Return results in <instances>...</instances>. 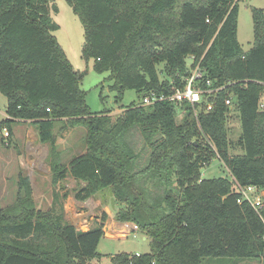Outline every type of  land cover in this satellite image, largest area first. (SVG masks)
<instances>
[{
	"label": "trees",
	"instance_id": "16d2710c",
	"mask_svg": "<svg viewBox=\"0 0 264 264\" xmlns=\"http://www.w3.org/2000/svg\"><path fill=\"white\" fill-rule=\"evenodd\" d=\"M52 1L0 0V90L7 97L0 130L7 127L11 138L16 120H30L48 145L52 183L73 177L76 199L112 188L122 205L116 219L138 224L151 248L118 253L113 264L264 260V208L258 213L248 201L239 202L236 187L264 189V9L253 8V45L244 51L238 39L241 0H67L85 27L82 56L93 60L96 71L110 72L107 80L119 98L125 89L142 98L183 86L190 56L214 87L225 86L204 95L198 106L217 102L198 116L187 102H139L113 120L87 104L79 86L83 73L53 33L59 25ZM229 95L241 119V154L230 152ZM179 110L185 111L180 122ZM57 124L61 132L86 129L84 152L68 163ZM214 158L228 176L203 178L201 169ZM54 196L51 208H38L29 178L21 176L16 201L0 207V264H90L102 258L107 214L82 231L65 218L59 192Z\"/></svg>",
	"mask_w": 264,
	"mask_h": 264
},
{
	"label": "rangeland",
	"instance_id": "374dc122",
	"mask_svg": "<svg viewBox=\"0 0 264 264\" xmlns=\"http://www.w3.org/2000/svg\"><path fill=\"white\" fill-rule=\"evenodd\" d=\"M52 6L51 15L59 25L58 29L53 33L64 48L74 68L83 73L79 86L85 92L87 104L92 112L100 113L105 111L113 120H116L131 103L138 104L140 102L141 93H138L135 89H125L122 98H119L118 92L110 88L113 82L107 80L110 72L108 70L96 71L93 60L91 59L87 62L82 56L85 27L79 16L74 13L67 0H53ZM253 8L264 9V0H241L239 2L238 39L244 51L249 50L253 45ZM187 62L191 64L192 60L187 59ZM163 65L160 64L158 67L161 78L164 75ZM260 102L264 104V92ZM6 108L7 97L0 90V122L6 117ZM184 114L185 111L179 110L177 115L178 122L181 121ZM28 125L30 124L25 120H16L12 125L13 136L11 138L4 136V128L0 130V207L2 208L10 206L16 201L19 180L21 176L28 177V169H31V167L46 169L49 165L46 159L48 153L47 145L39 144V140L36 138V126H34L35 128L32 127V130L28 132ZM59 125L57 124L55 133L59 135L57 139L61 143L63 161L67 163L72 156L79 154L85 149L84 138L86 129L79 126L75 128V131L69 129L63 134L59 130ZM227 125L231 142L230 152L231 154H241L243 151L237 143L242 133V124L236 107L234 115L229 116ZM135 136L140 141L141 146L139 148H141L143 146L141 134L137 132ZM61 137L64 140H61ZM147 152V148L142 150L144 156L147 155ZM201 173L203 178L228 176V171L219 158L212 159L211 163L206 164L201 169ZM109 197L112 198L110 194ZM108 202L111 201L109 200ZM47 205L42 204V206ZM118 209L119 207L117 206ZM98 213L100 215L97 218H100L102 212ZM110 236L103 237L100 242L99 251L102 250V259L98 262L97 259H93L90 264H113V256L122 252L137 254L151 251L148 235L141 229L132 231L124 237L115 235L116 238H110ZM212 264H231V262L224 259ZM236 264H264V260L242 259L238 260Z\"/></svg>",
	"mask_w": 264,
	"mask_h": 264
},
{
	"label": "crops",
	"instance_id": "0c3cea01",
	"mask_svg": "<svg viewBox=\"0 0 264 264\" xmlns=\"http://www.w3.org/2000/svg\"><path fill=\"white\" fill-rule=\"evenodd\" d=\"M25 121L30 124L28 125L27 128V131L30 132L32 130V127H34L35 125H33L32 122H30V120H25ZM75 128L76 127L69 129L71 130L73 129L75 131ZM36 138L37 140H39L38 132ZM60 139L64 140L63 137H61ZM39 144H41L40 141ZM59 144L61 143L59 142ZM82 152H84V150ZM72 158L73 156L69 159V161ZM46 159L48 160V153ZM28 173H29L28 178L33 193V199L36 202L38 208L41 209L51 208L55 199L54 194L57 191L59 192V201L62 202L64 206L65 218L68 221H70L73 225H75L77 229H80L82 231H87L89 228L94 226L95 223L100 221L102 218V216L100 218H97L98 215H100L98 212L101 211L102 212L101 215H103V213L107 214V219L105 221V227H104L105 237H109V235H111L112 237L110 236V238H116L115 235H120V236L122 235L121 231L124 222L119 221L115 217L117 206L120 208L122 205H120V203L116 201L111 187L104 189L95 196L88 198L86 201H81L76 199L74 195L73 190L76 187V180L73 177L68 176L63 181L64 185L56 186L52 183V172L50 165H48V168L46 169H40L39 167H31V169H28ZM64 193H68L67 198H63ZM109 194L112 196V198L109 197ZM109 200L111 202H108ZM43 203L45 205L47 204L48 205L42 206ZM100 252L102 253V250H100ZM95 259H97L98 262L102 258H95Z\"/></svg>",
	"mask_w": 264,
	"mask_h": 264
},
{
	"label": "built area",
	"instance_id": "2783aa9c",
	"mask_svg": "<svg viewBox=\"0 0 264 264\" xmlns=\"http://www.w3.org/2000/svg\"><path fill=\"white\" fill-rule=\"evenodd\" d=\"M189 59L192 60L191 64L188 63L190 67L189 75L184 79L183 86L173 85L171 87L170 93H157L156 91H151L150 93L144 95L140 103L142 105H153L159 102H170L174 104L190 103L193 106L195 115L198 116L203 110L210 111L214 108L216 104V99L208 100L205 102L204 106H198L204 101V95H212L223 90L225 86L214 87L211 79L206 77L205 70L198 63L193 66L195 62V57L190 56ZM233 95H229L225 103L230 106L229 116L234 115L235 105H234ZM260 109H264V104L260 103ZM184 111V110H183ZM4 136H9V131L7 127H4ZM237 190L241 193V198L238 200L248 201L254 209L260 213L264 207L263 201V189L256 185H240L236 184ZM140 230L138 224L135 222H124L122 225L121 236H127L132 231ZM139 254V253H137Z\"/></svg>",
	"mask_w": 264,
	"mask_h": 264
}]
</instances>
